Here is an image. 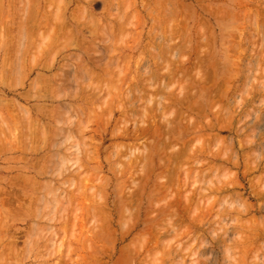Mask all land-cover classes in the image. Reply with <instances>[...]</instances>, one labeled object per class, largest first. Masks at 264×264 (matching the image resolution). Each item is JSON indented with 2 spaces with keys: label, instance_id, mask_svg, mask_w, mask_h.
<instances>
[{
  "label": "rangeland",
  "instance_id": "374dc122",
  "mask_svg": "<svg viewBox=\"0 0 264 264\" xmlns=\"http://www.w3.org/2000/svg\"><path fill=\"white\" fill-rule=\"evenodd\" d=\"M0 8V264H264V0Z\"/></svg>",
  "mask_w": 264,
  "mask_h": 264
},
{
  "label": "bare ground",
  "instance_id": "6f19581e",
  "mask_svg": "<svg viewBox=\"0 0 264 264\" xmlns=\"http://www.w3.org/2000/svg\"><path fill=\"white\" fill-rule=\"evenodd\" d=\"M11 1H12V0H11ZM44 1H45V0H44ZM77 1H78V0H77ZM250 1H251V0H250ZM75 2H76V1H75ZM134 2H135V1H134ZM86 3H87V2H86ZM46 4H47V3H46ZM91 4H92V3H91ZM135 4H136V3H135ZM180 7H181V6H180ZM199 7H201V6H199ZM258 8H259V7H258ZM0 9H1V8H0ZM169 10H170V9H169ZM8 11H9V10H8ZM206 11H207V10H206ZM50 13H51V12H50ZM222 13H223V12H222ZM27 14H28V13H27ZM247 14H248V13H247ZM252 14H253V13H252ZM227 17H228V16H227ZM43 18H44V17H43ZM162 19H163V18H162ZM45 20H46V19H45ZM84 20H85V19H84ZM46 21H47V20H46ZM31 22H32V21H31ZM44 22H45V21H44ZM23 24H24V23H23ZM42 24H43V22H42ZM45 24H46V23H45ZM58 24H59V23H58ZM61 24H64V23L62 22ZM35 28H36V27H35ZM72 31H73V30H72ZM161 35H162V34H161ZM60 36H61V35H60ZM44 46H45V45H44ZM23 49H24V48H23ZM46 49H48V51H49V48H46ZM174 52H175V51H174ZM20 53H21V52H20ZM47 53H48V52H47ZM25 54H26V53H25ZM42 54H43V53H42ZM196 55H197V54H196ZM63 56H64V55H63ZM7 57H8V56H7ZM26 57H27V56H26ZM24 58H25V57H24ZM51 58H52V57H51ZM51 58H50V59H51ZM75 59H76V58H75ZM91 59H92V58H91ZM59 60H60V59H59ZM61 60L64 61V59H61ZM98 60H99V59H98ZM23 61H24V60H23ZM47 61L49 62V60H47ZM14 62H15V61H14ZM20 62H21V61H20ZM48 62H47V63H48ZM54 62H55L54 58L51 59V62H50L51 65L49 64V66H46L45 68H47V69L49 68V69H50V67H52V66L55 64ZM22 63H23V62H22ZM78 63H79V62H78ZM94 63H95V62H94ZM201 63H202V62H201ZM9 64L11 65V63H9ZM12 64H14V63H12ZM58 64H59V63H58ZM198 64H199V63H198ZM17 65H18V64H17ZM77 65H78V64H77ZM23 66H24V65H23ZM41 66H42V65H41ZM58 66H59V65H58ZM61 66H62V65H61ZM108 66H109V65H108ZM43 67H44V66H43ZM77 67H78V66H76V68H77ZM59 68H60V67H59ZM82 68H83V67H82ZM47 69H45V70H47ZM49 69H48V70H49ZM79 69H80V68H79ZM40 70H41V69H40ZM43 70H44V69H43ZM72 70H73V69H72ZM82 70H83V69H82ZM75 71H77V70L75 69ZM75 71H74V72H75ZM201 71H202V70H201ZM208 71H209V70H208ZM89 72H90V71H89ZM13 73H14V72H13ZM74 74H75V73H74ZM80 75H81V74H80ZM87 75H88V74H87ZM209 75H210V74H209ZM212 75H213V74H212ZM214 76H216V74L213 75V77H214ZM62 77H63V76H61V79H62ZM208 77H209V76H208ZM208 77H207V78H208ZM213 77H212V79H213ZM78 78H79V77H78ZM42 79H43V78H42ZM65 79H66V78H65ZM152 79H153V78H152ZM58 80H59V77H58ZM63 81H64V79H63ZM204 81H205V79H204ZM204 81H203V82H204ZM211 81H212V80H211ZM56 82H57V80H56ZM60 82H61V80H60ZM66 82H67V81H66ZM74 82H75V81H74ZM54 83H55V82H54ZM54 83L52 82V85H54ZM61 83H62L61 85H63V82H61ZM69 83H71V82H69ZM69 83H67V84H69ZM207 83H208V82H207ZM222 83H223V82H222ZM263 83H264V82H263ZM72 84H74V83H72ZM76 84H77V83H76ZM76 84H75V85H76ZM48 85H49V84H48ZM56 85H57V83H56ZM199 85H200V84H199ZM223 85H224V84H223ZM223 85H222V86H223ZM64 86H66V84H65ZM67 86H69V85H67ZM84 86H85V84H84ZM61 87H63V86H61ZM61 87H59V88H61ZM207 87H208V86H207ZM220 87H221V86H220ZM39 88H40V87H39ZM86 90H87V89H86ZM194 90H195V89H194ZM97 92H98V91H97ZM219 93H220V92H219ZM181 97H182V96H180V98H181ZM187 97H188V96H186V98L184 97V100L187 99ZM189 97H190V96H189ZM189 97H188V99H189ZM84 98H85V97H84ZM180 98H179V99H180ZM179 99H178V100H179ZM188 99H187V102H186V100H185V102H186L187 104H189V105H187V104L185 105L184 103H182V104H183L184 106L188 107V109H190L191 107H192V108L195 107V108H194L195 110L191 108V109H192V110L190 109L191 112H190V110H189L188 113H190V114H191V113H194V112H192L193 110L195 111V113H199V112H200V114H201L202 112H203V113L205 112V111L203 110L204 108H203V109H198V108H197V110H200V111H197V110H196V107H198V106L195 104V102H191L192 104L188 103V102L192 101L191 98L189 99V101H188ZM93 100H94V99H93ZM178 100H177V101H178ZM182 101H183V99H182ZM172 103H173V102H172ZM175 103H176V101H175ZM193 103H194L195 106L193 105ZM209 103H210V102H209ZM161 107H162V106H161ZM186 107H185V108H186ZM12 108H13V107H12ZM199 108H200V107H199ZM188 109H186V112H187ZM196 111H197V112H196ZM61 112H62V111H61ZM263 113H264V112H263ZM164 114H165V113H164ZM55 117H56V116H55ZM90 117H91V116H90ZM185 118H186V117H185ZM28 119H29V118H28ZM55 119H56V118H55ZM57 119H58V118H57ZM80 119H81V118H80ZM31 120H32V119H31ZM17 121H18V120H17ZM30 122H31V121H30ZM196 123H197V122H196ZM192 125H194L193 127H195L196 124H194V123L192 122ZM192 125H191V127H190L189 129L192 128L191 131L193 130V133H194V130L197 128V126L195 127V129H193ZM166 126H167V125H166ZM170 126H171V125H170ZM179 126H180V125H179ZM184 126H185V125H184ZM187 126H188V125H187ZM180 127H181V126H180ZM180 127H179V128H180ZM185 127H186V126H185ZM173 128H175V129L172 130L173 134H174V130H177V133H176V131H175V133H176L177 136H178V133H179V132H178V130H179L178 126L176 127V125H175V127H173ZM186 128H188V127H186ZM199 128H201V127L199 126ZM41 129H42V128H41ZM156 129H157V128H156ZM168 129H169V128H168ZM197 129H198V128H197ZM206 129H207V128H206ZM169 130H170V129H169ZM185 130L187 131L188 129H185ZM49 131H50V130H49ZM167 131H168V130H167ZM191 131H190V132H191ZM18 132H19V131H18ZM170 132H171V131H170ZM196 132H197V131H196ZM41 134H42V133H41ZM50 134H51V133H50ZM162 134H163V133H162ZM166 134H167V133H166ZM164 135H165V133H164ZM11 136H12V135H11ZM166 136H167V135H166ZM30 138H31V137H30ZM174 138H176L175 135H174ZM43 139H44V138H43ZM163 139H164V138H163ZM50 140H51V139H50ZM89 140H90V139H89ZM171 140H172V139H171ZM21 142H22V141H21ZM173 143H174V142H173ZM182 143H183V142H182ZM73 145H75V144H73ZM165 145H166V144H165ZM184 145H185V143H184L182 146H184ZM186 145H187V144H186ZM75 146H76V145H75ZM186 148H187V147H186ZM188 148H189V147H188ZM181 149H182V148H181ZM185 150H186V149H185ZM177 151H178V150H177ZM191 151H192V150H191ZM32 152H33V151H32ZM182 152H183V151H182ZM184 152H186V151H184ZM177 154H178V153H177ZM179 155H180V154H179ZM192 155H193V154H192ZM193 156H194V155H193ZM69 157H70V156H69ZM172 157H173V156H172ZM175 157H176V156H175ZM189 157H190V156H189ZM62 158H64V157L62 156ZM57 159H58V158H57ZM60 159H61V158H60ZM173 159H174V158H173ZM78 160H79V159H78ZM176 160H177V159H176ZM63 161H64V160H63ZM177 161L179 162V160H177ZM180 161H181V160H180ZM137 162H138V161H137ZM60 163H62V162H60ZM64 163H65V162H63V164H64ZM171 163H172V162H171ZM173 163H174V162H173ZM175 163H176V162H175ZM176 165H177V163H176ZM64 166H65V165H64ZM51 168H52V167H51ZM21 171H23V170H21ZM41 171H42V170H41ZM35 173H37V172H35ZM39 173H41V172H39ZM39 173H38V174H39ZM45 173H46V172H45ZM50 173H51V172H50ZM42 175H43V174H42ZM53 175H54V174H53ZM58 175H59V174H58ZM18 176H19V175H18ZM186 176H187V175H186ZM18 178L20 179V178H21V175H20ZM18 178H17V180H19ZM22 178H24V176H23ZM30 179H31V178H30ZM34 179H35V178H34ZM22 180H23V179H22ZM31 180H32V179H31ZM72 180H73V179H72ZM15 181H16V180H15ZM34 181H35V180H34ZM18 182H19V181H18ZM24 182L27 183V182L25 181V179H24ZM28 182H29V181H28ZM46 182H47V181H46ZM50 182H51V181H50ZM50 182H49V183H50ZM22 183H23V182H22ZM29 183H30V182H29ZM32 183H33V180H32ZM49 183H48V184H49ZM27 184H28V183H27ZM30 184H31V183H30ZM30 184H29V185H30ZM35 184H36V183H35ZM44 184H45V183H43L42 185H44ZM52 184H53V183H52ZM60 184H62V183H60ZM37 185H38V184H37ZM42 185H41V188L43 187ZM69 185H70V183H69ZM30 186H31V185H30ZM59 186H61V185H59ZM33 187H34V185H33ZM35 187H36V186H35ZM37 187H38V186H37ZM49 187H50V185L46 186V188H49ZM43 188H44V187H43ZM51 188H52V187H51ZM53 188H54V187H53ZM32 189H33V188H32ZM49 189H50V188H49ZM56 189H57V188H56ZM156 189H157V188H156ZM37 190H38V189H37ZM52 190H54V189H52ZM31 191H32V190H31ZM50 191H51V190H50ZM58 192H59V191H58ZM63 192H64V191H62V193H63ZM11 193L13 194V192H11ZM17 194H18V193H17ZM50 194H53V192H51ZM54 194H55V193H54ZM64 194H65V193H64ZM45 195H47V194L45 193ZM45 195H44V196H45ZM11 196H12V195H11ZM49 196H50V195H49ZM54 196L57 197L56 195H54ZM60 196H61V195H60ZM15 197H17V196H15ZM47 197H48V196H47ZM50 197H52V196H50ZM55 197H54V198H55ZM63 197H64V196H63ZM6 198H8V197H6ZM11 199H12V198H11ZM19 199H20V198H19ZM19 199H18V200H19ZM26 199H27V198H26ZM52 199H53V198H52ZM56 199H57V198H56ZM66 199H67V198H66ZM22 200H23V199H22ZM45 200H46V199H45ZM54 200H55V199H54ZM63 200H64V199H63ZM6 201H7V199H6ZM51 201H52V200H51ZM56 201H57L59 204H61L58 200H56ZM26 202H27V201H26ZM43 202H44V201H43ZM14 203H15V202H14ZM29 203H31V202H29ZM46 203H47V201H46ZM9 204H10V203H9ZM48 204H49V203H48ZM52 205H53V204H52ZM11 206H12V205H11ZM28 206H29V205H28ZM57 206H58V205H57ZM30 207H31V206H30ZM37 208H38V207H37ZM39 208H40V207H39ZM49 209H50V208H49ZM61 209H62V208H61ZM246 209H247V208H246ZM36 210H39V209H36ZM40 210H41V209H40ZM247 211H248V210H247ZM245 212H246V211H245ZM33 213H34V212H33ZM26 214H27V213H26ZM29 214H30V213H29ZM36 214H37V213H36ZM30 215H31V214H30ZM34 216H35V214H34ZM34 216H33V217H34ZM31 218H32V216H31ZM100 218H101V217H100ZM34 224H35V223H34ZM36 225H37V224H36ZM36 229H37V228H36ZM42 229H43V228H42ZM47 229H48V228H47ZM49 229H50V228H49ZM34 231H35V230H34ZM82 231H83V230H82ZM42 232H43V230H42ZM36 233H37V232H36ZM44 233H45V232H44ZM50 233H51V232H50ZM41 238H42V237H41ZM52 238H53V236H52ZM15 239H16V238H15ZM50 240H51V239H50ZM54 241H55V240H54ZM34 244H35V243H34ZM52 245H53V244H52ZM54 246H55V245H54ZM58 248H59V247H58ZM46 249H47V248H46ZM225 249H226V248H225ZM228 249H230V248H228ZM57 251H58V250H57ZM225 251H226V250H225ZM54 252H55V251H54ZM229 252H230V251H229ZM38 253H39V252H38ZM7 254H8V253H7ZM227 254H228V252L226 253V255H227ZM21 256H22V255H21ZM228 256H230V254H229ZM226 258H227V257H226ZM25 261H26V260H25ZM22 263H23V262H22Z\"/></svg>",
  "mask_w": 264,
  "mask_h": 264
}]
</instances>
